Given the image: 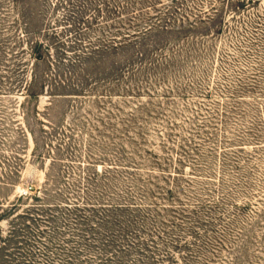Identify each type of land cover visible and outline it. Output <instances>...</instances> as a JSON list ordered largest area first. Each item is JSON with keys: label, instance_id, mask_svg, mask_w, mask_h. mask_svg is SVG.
I'll use <instances>...</instances> for the list:
<instances>
[{"label": "rangeland", "instance_id": "rangeland-1", "mask_svg": "<svg viewBox=\"0 0 264 264\" xmlns=\"http://www.w3.org/2000/svg\"><path fill=\"white\" fill-rule=\"evenodd\" d=\"M0 264H264V0H0Z\"/></svg>", "mask_w": 264, "mask_h": 264}, {"label": "trees", "instance_id": "trees-1", "mask_svg": "<svg viewBox=\"0 0 264 264\" xmlns=\"http://www.w3.org/2000/svg\"><path fill=\"white\" fill-rule=\"evenodd\" d=\"M135 4H140V2H136ZM149 26H151V25H149ZM135 33V32H134ZM137 33H139V32H137ZM131 35L130 34H127V35H123V36H121V38H129ZM120 38V39H121ZM111 43H112V45L113 44H116V42H115V39H111Z\"/></svg>", "mask_w": 264, "mask_h": 264}]
</instances>
